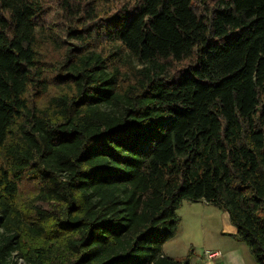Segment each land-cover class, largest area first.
I'll use <instances>...</instances> for the list:
<instances>
[{"label": "trees", "instance_id": "1", "mask_svg": "<svg viewBox=\"0 0 264 264\" xmlns=\"http://www.w3.org/2000/svg\"><path fill=\"white\" fill-rule=\"evenodd\" d=\"M53 2L0 0V264H192L185 200L264 264V0Z\"/></svg>", "mask_w": 264, "mask_h": 264}, {"label": "crops", "instance_id": "2", "mask_svg": "<svg viewBox=\"0 0 264 264\" xmlns=\"http://www.w3.org/2000/svg\"><path fill=\"white\" fill-rule=\"evenodd\" d=\"M213 209H217L219 212H216ZM177 212L181 218L179 230L172 240L164 244L163 252L166 256L183 260L187 257L190 249L193 248L194 245H197V243H201L204 247H207L208 245H205L207 242L203 234L204 228L202 227V221L206 214H208L210 216H218L219 220L222 222V229L221 232L217 234L220 241L213 244L212 247L206 248V251H220L221 255L214 259H209L206 256L205 251V253H203L204 258L206 259L205 264L250 263L248 259V249L244 245V242L236 237L237 228L231 223L228 212L223 211L204 200H185ZM201 236L202 240H200ZM217 259H222V262H216L215 260Z\"/></svg>", "mask_w": 264, "mask_h": 264}, {"label": "rangeland", "instance_id": "3", "mask_svg": "<svg viewBox=\"0 0 264 264\" xmlns=\"http://www.w3.org/2000/svg\"><path fill=\"white\" fill-rule=\"evenodd\" d=\"M48 1V12H47V16L51 19L57 22L58 18L56 17V15H53L55 10L53 11V6L55 5L53 0H46V2ZM53 11V13H52ZM99 46L102 45H108L105 41H101L98 43ZM51 48H53V46H51ZM54 49V48H53ZM47 58L49 59H53L56 57H59V52L54 50H50V49H45L44 50ZM130 61V64H132L133 66H137V67H141L142 64L135 58H129L128 59ZM26 188V194L30 192V184L25 186ZM214 208V207H212ZM218 208V207H217ZM216 212H219L217 209H213ZM224 211V210H223ZM222 222L219 220L218 216H210L208 214H206V216L204 217L203 221H202V227L203 229V234L205 236L206 239V244L208 245L207 247L203 246L201 243H197V245H194L193 249H194V254L192 257V264H205L206 259L203 256V253H205L206 248H210L213 246V244L217 243L220 241L219 236L217 235L219 232H221L222 229ZM199 238V236H198ZM204 239V238H203ZM200 240H202V236L200 237ZM244 245L246 246V248L248 249V254H249V264H257L255 261L254 256L252 255V253L250 252L249 247L244 243ZM216 262H222V259H217L215 260ZM23 262V260H20V263ZM252 262V263H251Z\"/></svg>", "mask_w": 264, "mask_h": 264}, {"label": "built area", "instance_id": "4", "mask_svg": "<svg viewBox=\"0 0 264 264\" xmlns=\"http://www.w3.org/2000/svg\"><path fill=\"white\" fill-rule=\"evenodd\" d=\"M205 254L209 259H214L221 255L220 251H209V250H207Z\"/></svg>", "mask_w": 264, "mask_h": 264}]
</instances>
